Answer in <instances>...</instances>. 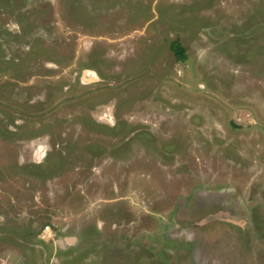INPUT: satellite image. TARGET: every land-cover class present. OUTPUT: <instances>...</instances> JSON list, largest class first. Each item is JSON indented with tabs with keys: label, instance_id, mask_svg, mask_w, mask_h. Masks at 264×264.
Returning a JSON list of instances; mask_svg holds the SVG:
<instances>
[{
	"label": "rangeland",
	"instance_id": "374dc122",
	"mask_svg": "<svg viewBox=\"0 0 264 264\" xmlns=\"http://www.w3.org/2000/svg\"><path fill=\"white\" fill-rule=\"evenodd\" d=\"M0 264H264V0H0Z\"/></svg>",
	"mask_w": 264,
	"mask_h": 264
},
{
	"label": "trees",
	"instance_id": "16d2710c",
	"mask_svg": "<svg viewBox=\"0 0 264 264\" xmlns=\"http://www.w3.org/2000/svg\"><path fill=\"white\" fill-rule=\"evenodd\" d=\"M170 47L178 60H185L184 50L179 42H173Z\"/></svg>",
	"mask_w": 264,
	"mask_h": 264
},
{
	"label": "water",
	"instance_id": "95a60500",
	"mask_svg": "<svg viewBox=\"0 0 264 264\" xmlns=\"http://www.w3.org/2000/svg\"><path fill=\"white\" fill-rule=\"evenodd\" d=\"M67 239H69V241L68 242H72V239H73V237H68Z\"/></svg>",
	"mask_w": 264,
	"mask_h": 264
},
{
	"label": "bare ground",
	"instance_id": "6f19581e",
	"mask_svg": "<svg viewBox=\"0 0 264 264\" xmlns=\"http://www.w3.org/2000/svg\"><path fill=\"white\" fill-rule=\"evenodd\" d=\"M85 72V71H84ZM87 74V73H86ZM89 74V73H88ZM87 81V80H86ZM69 241V239H67ZM72 242H73V239H72Z\"/></svg>",
	"mask_w": 264,
	"mask_h": 264
},
{
	"label": "flooded vegetation",
	"instance_id": "af4514ba",
	"mask_svg": "<svg viewBox=\"0 0 264 264\" xmlns=\"http://www.w3.org/2000/svg\"><path fill=\"white\" fill-rule=\"evenodd\" d=\"M220 214H221V213H220ZM218 218H220V216H219ZM73 241H74V238H73Z\"/></svg>",
	"mask_w": 264,
	"mask_h": 264
},
{
	"label": "crops",
	"instance_id": "0c3cea01",
	"mask_svg": "<svg viewBox=\"0 0 264 264\" xmlns=\"http://www.w3.org/2000/svg\"><path fill=\"white\" fill-rule=\"evenodd\" d=\"M87 71V70H86Z\"/></svg>",
	"mask_w": 264,
	"mask_h": 264
}]
</instances>
